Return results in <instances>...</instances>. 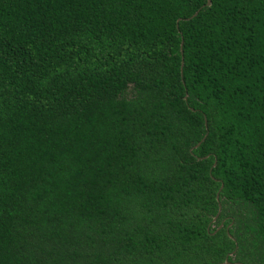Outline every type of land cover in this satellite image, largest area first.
Instances as JSON below:
<instances>
[{"label": "trees", "instance_id": "obj_1", "mask_svg": "<svg viewBox=\"0 0 264 264\" xmlns=\"http://www.w3.org/2000/svg\"><path fill=\"white\" fill-rule=\"evenodd\" d=\"M205 3L0 0V264H264V0Z\"/></svg>", "mask_w": 264, "mask_h": 264}, {"label": "rangeland", "instance_id": "obj_2", "mask_svg": "<svg viewBox=\"0 0 264 264\" xmlns=\"http://www.w3.org/2000/svg\"><path fill=\"white\" fill-rule=\"evenodd\" d=\"M229 208V212H233L235 213V216H239L243 222H245L246 225H250L251 224V211L250 208L243 204V203H236V204H229V205H225L223 210H227L228 211ZM215 220H212L210 225L214 226L215 224ZM241 231H243V227L241 228ZM246 239H250V236H246Z\"/></svg>", "mask_w": 264, "mask_h": 264}, {"label": "water", "instance_id": "obj_3", "mask_svg": "<svg viewBox=\"0 0 264 264\" xmlns=\"http://www.w3.org/2000/svg\"><path fill=\"white\" fill-rule=\"evenodd\" d=\"M208 3H209V0H206V5H208ZM195 14V13H194ZM203 139V137L200 139V141ZM199 144V142H197L196 144H195V146H197ZM215 198H216V200H217V194L215 195ZM219 211V204H218V210H217V212ZM215 217L216 216H214L213 218H212V220H214L215 219ZM221 226V224H219L218 226H217V228H219ZM216 228V229H217ZM225 264H227V262H225Z\"/></svg>", "mask_w": 264, "mask_h": 264}]
</instances>
